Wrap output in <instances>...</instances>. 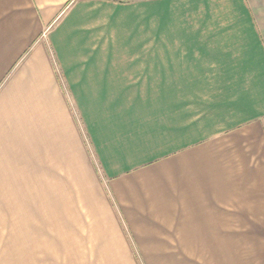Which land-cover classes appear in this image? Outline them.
Instances as JSON below:
<instances>
[{
    "label": "crops",
    "instance_id": "obj_1",
    "mask_svg": "<svg viewBox=\"0 0 264 264\" xmlns=\"http://www.w3.org/2000/svg\"><path fill=\"white\" fill-rule=\"evenodd\" d=\"M0 264H264V1L0 0Z\"/></svg>",
    "mask_w": 264,
    "mask_h": 264
},
{
    "label": "rangeland",
    "instance_id": "obj_2",
    "mask_svg": "<svg viewBox=\"0 0 264 264\" xmlns=\"http://www.w3.org/2000/svg\"><path fill=\"white\" fill-rule=\"evenodd\" d=\"M256 1L260 3L264 0H256ZM84 164L85 163H71L67 168V163H58L57 169L56 168L53 169L52 176L48 175L45 176V178L48 177V181L52 182L53 188L58 186L60 195H62L61 193L63 192L64 193L70 192L69 197L71 198L77 197V193L87 190V184L84 183L85 175H87V173H85ZM73 201L74 199L60 200L59 207H62L67 202L72 203Z\"/></svg>",
    "mask_w": 264,
    "mask_h": 264
}]
</instances>
